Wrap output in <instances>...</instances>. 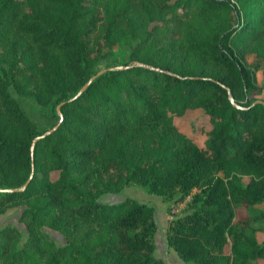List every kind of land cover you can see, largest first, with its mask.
Wrapping results in <instances>:
<instances>
[{
  "label": "trees",
  "instance_id": "16d2710c",
  "mask_svg": "<svg viewBox=\"0 0 264 264\" xmlns=\"http://www.w3.org/2000/svg\"><path fill=\"white\" fill-rule=\"evenodd\" d=\"M263 91L264 0H0V213L25 225L0 226V264H167L154 206L100 199L130 184L189 196L166 226L185 263L264 262ZM189 109L208 116L202 145L176 121Z\"/></svg>",
  "mask_w": 264,
  "mask_h": 264
},
{
  "label": "rangeland",
  "instance_id": "374dc122",
  "mask_svg": "<svg viewBox=\"0 0 264 264\" xmlns=\"http://www.w3.org/2000/svg\"><path fill=\"white\" fill-rule=\"evenodd\" d=\"M118 49L125 50L126 53L128 52V48L125 46L118 47ZM124 57H126V55H124ZM108 60L110 59H105L101 65L106 63ZM249 60L255 62V55L249 54ZM258 76L259 78L261 77L260 72H258ZM11 92L15 97L18 98L26 113L39 125V127L48 126L52 122L51 117L31 96L18 94L12 88V86ZM260 96L264 97V91L260 94ZM176 121L178 122L181 130L192 135L199 145L203 144L205 130L210 127V123L208 116L201 109H189L184 115L176 117ZM125 195L132 196L139 201H144L154 206L156 221L154 242L156 244L157 255L162 257L167 264H187L179 257L177 252L168 245L166 240V226L169 217L182 213L186 208L187 201L164 202L159 195L149 193L142 186L136 184H130L126 186L121 191L120 195L108 193L101 195L100 199L113 201L118 200ZM173 207L174 209L178 208L177 211H173ZM20 210L21 208L19 206H12L7 208L5 212L0 213V226L7 223H12L21 228H25L24 222L20 220ZM45 229L59 242L64 241V237L58 231L49 227H45ZM263 236V232H258L259 239H261ZM259 264H264L263 260L259 259Z\"/></svg>",
  "mask_w": 264,
  "mask_h": 264
},
{
  "label": "water",
  "instance_id": "95a60500",
  "mask_svg": "<svg viewBox=\"0 0 264 264\" xmlns=\"http://www.w3.org/2000/svg\"><path fill=\"white\" fill-rule=\"evenodd\" d=\"M136 64H141L140 62H135ZM121 67H125L124 65H116V66H109V67H101L96 73H94L93 75H91L87 81H85L82 86L79 88V90L69 98V100H73L75 98H77L91 83L92 81L98 76L100 75L102 72H104L105 70L107 69H114V68H121ZM227 90H228V96H229V99L230 101L237 107H240V105L234 100L233 96L231 95V93L229 92V88L227 87ZM255 101H262L261 99H257ZM63 102L59 103L57 105V112L58 114L61 115V110H60V105L62 104ZM57 127V124L54 125L53 127L45 130L44 132H42L41 134H38L36 135L32 142H31V146H30V149H31V153H33V150H34V146H35V143L37 142L38 139H40L41 137H43L44 135L50 133L51 131H53L55 128ZM33 175V166H32V169H31V172L27 178V180L24 182V184L22 185V188L25 187L28 182L30 181L31 177ZM12 190H15V188H2L0 187V191H12Z\"/></svg>",
  "mask_w": 264,
  "mask_h": 264
},
{
  "label": "built area",
  "instance_id": "2783aa9c",
  "mask_svg": "<svg viewBox=\"0 0 264 264\" xmlns=\"http://www.w3.org/2000/svg\"><path fill=\"white\" fill-rule=\"evenodd\" d=\"M189 199V196H187V197H185L183 200H181L182 202H185V201H187ZM173 209V211H177V209H174V207L172 208Z\"/></svg>",
  "mask_w": 264,
  "mask_h": 264
}]
</instances>
